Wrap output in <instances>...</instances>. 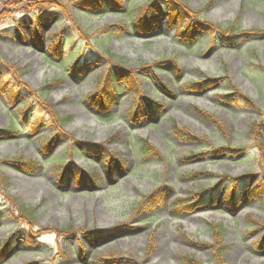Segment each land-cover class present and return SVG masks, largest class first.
Here are the masks:
<instances>
[{
  "label": "rangeland",
  "instance_id": "rangeland-1",
  "mask_svg": "<svg viewBox=\"0 0 264 264\" xmlns=\"http://www.w3.org/2000/svg\"><path fill=\"white\" fill-rule=\"evenodd\" d=\"M81 1L0 0V131H15L0 138V264H264V0H180L237 36L197 28L189 44L166 12L138 31L152 0ZM118 64L139 94L117 83L102 115L90 99Z\"/></svg>",
  "mask_w": 264,
  "mask_h": 264
},
{
  "label": "trees",
  "instance_id": "trees-1",
  "mask_svg": "<svg viewBox=\"0 0 264 264\" xmlns=\"http://www.w3.org/2000/svg\"><path fill=\"white\" fill-rule=\"evenodd\" d=\"M126 0H106V2H101L100 0H82L80 2V6L86 10H95V11H101L104 12L108 9H121V4ZM166 7L161 8L158 4V0L151 1L147 6H145L144 9H139L138 11V17H137V24H138V31L143 35H148L150 33H153L157 29V18H160L162 14H165L168 16L169 24L174 25L177 24L176 28V36L180 40L179 42L187 43L189 44L190 39H193L195 37V31L197 28L204 30V31H211L216 33H224L227 34L226 39L227 41H233V39H236V33H234V30L231 28L223 29L221 27H214L212 30L209 27H204L205 25L203 23L198 22V19L194 17V13L190 12L189 8L184 5L180 0H165ZM196 26V27H194ZM116 29H120V31H123V27H117ZM116 32L114 30H111L112 33H120ZM182 45V44H181ZM54 49H56L57 45H53ZM165 62V61H164ZM161 62V63H164ZM77 63L74 61L72 63V66ZM133 70H128L124 66L118 64L115 66L114 71L110 69L109 71V82L106 84V78L103 81V85L99 88V90L92 95V98L90 99V102L92 103L93 107H95L100 114L102 115H109L108 112L111 105L114 103L117 95L121 90L117 87V83H124V89H126L127 92H129L132 95H135V97H138L139 91L136 86L133 84ZM60 81H54V85L60 84ZM50 84H48L46 87H49ZM139 86V84H138ZM138 103V101L136 102ZM138 106V105H137ZM197 111H200L198 108H195ZM49 114L54 113L51 110H48ZM133 114H136L134 111ZM207 119L212 120L216 125H219L217 119L208 114V113H202ZM57 124L58 127H60L64 119H60L58 117H55L53 119ZM219 127V126H218ZM173 132L175 135H178L182 137L183 139H192L194 141L198 140L197 137L191 135L188 133V131L185 129H179L176 126H173ZM15 133L14 129H8V130H2L0 131V138L8 139L10 135H13ZM141 152L145 156H154L157 150L148 142H145L144 147L141 149ZM260 154L264 158V148L261 147ZM200 155H195L193 157H197ZM8 163L16 165L20 169H33L35 166L34 162L27 161L24 158H17V159H11L7 160ZM232 189H236V184H232ZM260 193L264 194V188L259 190ZM155 194L150 195L148 197H144V202L141 205V207H154L156 206V198ZM21 212H24L26 214V217H28L32 220L35 219L34 216V209H27L26 207L22 206ZM216 230L218 228H215ZM222 230L219 229V232ZM217 244L220 245L218 239ZM221 250H218L219 254Z\"/></svg>",
  "mask_w": 264,
  "mask_h": 264
}]
</instances>
